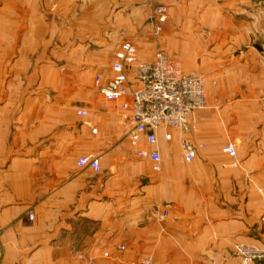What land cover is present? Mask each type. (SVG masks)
Listing matches in <instances>:
<instances>
[{"label":"crops","instance_id":"obj_1","mask_svg":"<svg viewBox=\"0 0 264 264\" xmlns=\"http://www.w3.org/2000/svg\"><path fill=\"white\" fill-rule=\"evenodd\" d=\"M194 38L213 43L205 69H239V99L210 96L182 129H158L155 172L144 135L131 140L129 98L94 79L111 78L128 40L140 61L158 45L194 69L180 45ZM263 92L264 0H0V264H240L235 245L264 248Z\"/></svg>","mask_w":264,"mask_h":264},{"label":"built area","instance_id":"obj_2","mask_svg":"<svg viewBox=\"0 0 264 264\" xmlns=\"http://www.w3.org/2000/svg\"><path fill=\"white\" fill-rule=\"evenodd\" d=\"M163 17V6L153 7L148 15L154 38L160 37L162 33ZM110 71L111 78L104 84H101V77L97 75L94 79L95 85L106 99L129 98L130 103H123L121 108L131 109V140L135 142L137 135H144L148 150H141L139 154L147 157L153 163L152 169L159 172L161 157L155 149L157 131L162 127L182 129L188 117L206 107L204 78L199 74L183 72L178 61L168 57L161 48L156 50L151 61H140L137 47L132 40L121 43L115 51ZM257 104L264 113V92L257 96ZM78 114L85 115V112L78 111ZM165 139L169 140L170 135L165 134ZM180 149L186 161L194 158V148L189 140L182 139ZM223 151L229 157L235 158L236 152L232 143H227ZM76 164L80 168L89 167L97 172L100 170L99 163L94 158L81 157ZM236 165L237 163H232V166ZM262 197L264 205V192ZM28 218L31 219L32 215H28ZM261 219L264 221V209ZM234 253L240 264H258L264 261V248L253 245L237 244ZM130 264L155 263L152 258L143 257Z\"/></svg>","mask_w":264,"mask_h":264},{"label":"rangeland","instance_id":"obj_3","mask_svg":"<svg viewBox=\"0 0 264 264\" xmlns=\"http://www.w3.org/2000/svg\"><path fill=\"white\" fill-rule=\"evenodd\" d=\"M212 40L219 41L220 39H212ZM180 41H181L180 45L184 44L185 46L184 49L190 51V52H185L186 53L185 56L189 57V60H186V65L190 61H191L190 63H193V60L194 62H197L199 64L201 61H203L205 52L210 48V45L213 46V43H211L210 45L208 44V40L206 38L180 39ZM157 46L158 45H156V48L158 49L159 47ZM194 54H195V58H194ZM192 55L194 59L192 58L191 60ZM178 63L180 66L182 65L181 62L178 61ZM183 68H185V66H183ZM183 70L186 73H194L203 76L206 98H207L206 105H208L210 96L219 99L220 96L223 95V99L225 100V102L239 99V91L237 92V90H239V69L212 70V69H205L202 64H199L194 69H183ZM235 88L237 89L236 91ZM256 103H257V98H256Z\"/></svg>","mask_w":264,"mask_h":264}]
</instances>
